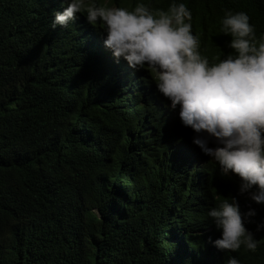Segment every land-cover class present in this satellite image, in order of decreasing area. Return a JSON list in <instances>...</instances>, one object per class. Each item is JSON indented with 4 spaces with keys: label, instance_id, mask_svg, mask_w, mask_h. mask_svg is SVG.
Listing matches in <instances>:
<instances>
[{
    "label": "trees",
    "instance_id": "16d2710c",
    "mask_svg": "<svg viewBox=\"0 0 264 264\" xmlns=\"http://www.w3.org/2000/svg\"><path fill=\"white\" fill-rule=\"evenodd\" d=\"M177 2L209 58L231 51L224 10L264 32V0ZM66 3L0 0V264H264V205L237 196L255 210L245 227L256 252L212 244L207 211L237 195L238 178L191 143L149 73L116 62L83 13L51 26Z\"/></svg>",
    "mask_w": 264,
    "mask_h": 264
},
{
    "label": "clouds",
    "instance_id": "9594fccd",
    "mask_svg": "<svg viewBox=\"0 0 264 264\" xmlns=\"http://www.w3.org/2000/svg\"><path fill=\"white\" fill-rule=\"evenodd\" d=\"M83 13L104 33L103 45L116 62L122 58L133 70H146L156 90L178 108L182 126L192 130L191 143L209 157L223 175L238 178L237 195L219 199L207 211L221 251L241 247L256 252L259 241L245 227L256 215L241 211L237 196L264 205V32L257 35L244 11L224 10L219 32L230 39L228 53L201 52L191 28L192 14L183 2L170 0L166 9L135 0L129 6L67 0L53 12L51 26L67 27ZM264 229V218L256 232ZM226 264H240L229 256Z\"/></svg>",
    "mask_w": 264,
    "mask_h": 264
}]
</instances>
